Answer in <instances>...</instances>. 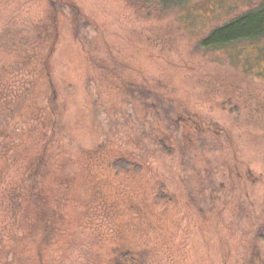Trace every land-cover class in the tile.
Returning a JSON list of instances; mask_svg holds the SVG:
<instances>
[{
    "label": "rangeland",
    "instance_id": "rangeland-1",
    "mask_svg": "<svg viewBox=\"0 0 264 264\" xmlns=\"http://www.w3.org/2000/svg\"><path fill=\"white\" fill-rule=\"evenodd\" d=\"M261 1L0 0V264H264Z\"/></svg>",
    "mask_w": 264,
    "mask_h": 264
},
{
    "label": "trees",
    "instance_id": "trees-1",
    "mask_svg": "<svg viewBox=\"0 0 264 264\" xmlns=\"http://www.w3.org/2000/svg\"><path fill=\"white\" fill-rule=\"evenodd\" d=\"M262 38H264V0H262L257 7L248 9L239 16L212 29V31L207 34V36L201 41L200 44L204 48L225 47L237 42L257 41ZM54 106L55 102L54 105L51 106L52 111L55 113ZM53 116H55V118H53L51 121V128H53L56 125V122L58 121V112L55 113V115ZM116 165L119 166L120 169H123L124 167H126V162L121 161L119 164ZM31 194L32 193H30V195L28 196L24 195L28 203L31 201V197L33 198ZM35 210V214L39 215L41 219L44 220V224L42 221L41 226L43 227V229L46 230L48 225L50 226V220H47L48 215H46L45 212H39L37 209ZM37 211L39 213H37ZM26 224H29L27 220ZM14 236V242H17L16 240L20 239V235ZM135 252V250L132 252L129 250L128 252L118 251L115 255H113L114 263L124 264L125 261H127V263L129 264H138L139 258L137 257V255H135Z\"/></svg>",
    "mask_w": 264,
    "mask_h": 264
},
{
    "label": "flooded vegetation",
    "instance_id": "flooded-vegetation-1",
    "mask_svg": "<svg viewBox=\"0 0 264 264\" xmlns=\"http://www.w3.org/2000/svg\"><path fill=\"white\" fill-rule=\"evenodd\" d=\"M156 106H157V110H156V111H159V113H158V112H155V115H156V116H159L160 111L162 110V106H160L158 103H156ZM53 129H54V128H53Z\"/></svg>",
    "mask_w": 264,
    "mask_h": 264
}]
</instances>
